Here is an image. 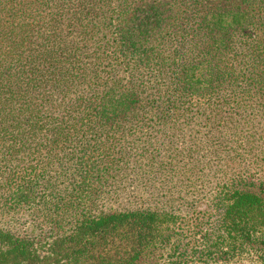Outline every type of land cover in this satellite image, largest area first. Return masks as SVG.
<instances>
[{"label": "trees", "instance_id": "1", "mask_svg": "<svg viewBox=\"0 0 264 264\" xmlns=\"http://www.w3.org/2000/svg\"><path fill=\"white\" fill-rule=\"evenodd\" d=\"M227 240L264 246V0H0V264Z\"/></svg>", "mask_w": 264, "mask_h": 264}, {"label": "rangeland", "instance_id": "2", "mask_svg": "<svg viewBox=\"0 0 264 264\" xmlns=\"http://www.w3.org/2000/svg\"><path fill=\"white\" fill-rule=\"evenodd\" d=\"M250 156L251 153L250 155L246 156L245 160H243V158L239 160H241V162L244 163L246 162L250 164L251 161ZM248 188L250 189V186ZM196 210L200 211L199 215H201V213L204 210V206L196 207ZM214 220H215L214 216L213 217L211 216L210 218H207V216H205L202 223L204 224V222H206V224L203 227L199 225L197 228H194V231L191 232V235H195L196 234L195 232L200 231L199 233H201L202 235L207 236L211 234V236H213L214 234H212L209 231L205 233L204 229L207 228L209 230L208 227L210 226V223L212 224L216 223ZM226 242L227 244L223 249L227 253V255L223 254V257L221 256L219 258L217 257L216 259L218 260V264H264V246L256 245L252 248V250H250V245L248 244H245L244 246H240L237 243H234L230 240H227ZM170 249H171V245H167L164 250L172 251ZM169 256H170L169 253H164L162 256H159L161 264H165L168 260H170L168 258ZM197 264H199V262Z\"/></svg>", "mask_w": 264, "mask_h": 264}]
</instances>
